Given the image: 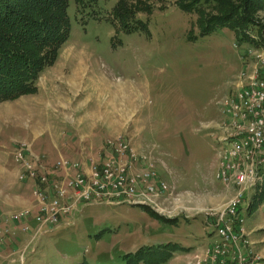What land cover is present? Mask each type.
Here are the masks:
<instances>
[{
	"label": "rangeland",
	"instance_id": "1",
	"mask_svg": "<svg viewBox=\"0 0 264 264\" xmlns=\"http://www.w3.org/2000/svg\"><path fill=\"white\" fill-rule=\"evenodd\" d=\"M185 1L124 0L117 6L119 0H68L69 39L39 74L36 93L0 102V196L17 204L18 191L32 203L0 209V226L10 225V233L26 234L21 230L28 226L32 234L48 224L32 185L20 182L14 156L21 147L52 178L59 174L57 161L79 163L89 174L115 159L132 164L128 180L140 182L151 165L166 187L156 193L152 186L147 204H80L73 225L31 235L29 250V238L22 242L16 264L21 257L23 264H126L125 256L166 244L179 250L165 264L208 259L205 253L194 257L217 239L207 226L237 195L232 181L217 178L215 147L219 137L238 130L226 100L263 69L264 8L252 16L259 26L245 29L253 42L241 43L228 28L201 36L204 20L219 8L201 1L183 12L177 4ZM122 7L124 17L116 11ZM248 49L257 52L246 56ZM118 143L126 156L117 154ZM68 173L65 180L75 172ZM68 205L60 197V206ZM259 210L264 212V186L245 215L251 249L246 225ZM21 213L27 216L19 220Z\"/></svg>",
	"mask_w": 264,
	"mask_h": 264
},
{
	"label": "built area",
	"instance_id": "2",
	"mask_svg": "<svg viewBox=\"0 0 264 264\" xmlns=\"http://www.w3.org/2000/svg\"><path fill=\"white\" fill-rule=\"evenodd\" d=\"M252 52L257 50L248 49L245 55H251ZM246 71L241 76H245ZM257 75L256 80H251L226 100L232 108V126L237 122L238 130L233 132L232 129L217 140V178L222 182L232 181L237 188V195L228 208L207 226L217 239L209 242L200 254L194 256L205 253L208 259L204 264H263L253 253L244 229L245 215L253 199L263 192L264 186V66ZM117 146L120 147L116 148L117 154L126 156L125 145L118 143ZM14 158L22 169L20 182L32 185L33 195L41 203V211L44 213L42 218L48 223L44 225L46 229L43 231L42 227L35 229L31 234L33 238L37 234H48L63 226L73 225L76 214L82 210L80 204L101 201L106 204H147V195L155 194L152 186L157 190L156 193L166 190L151 165L147 173L142 174L141 181L136 182L135 179L126 178L132 167L128 162L107 159L87 174L79 163L57 161L54 167L59 174L52 178L46 166L40 165L28 149H17ZM70 169L75 173L70 175L69 180H65V177H69ZM60 197L68 199L69 205L61 207ZM26 214L21 213L18 219ZM62 217H67V221L63 222ZM41 220L37 218L38 222ZM21 231L30 233L28 226ZM23 262L24 258L21 257L19 263Z\"/></svg>",
	"mask_w": 264,
	"mask_h": 264
},
{
	"label": "trees",
	"instance_id": "3",
	"mask_svg": "<svg viewBox=\"0 0 264 264\" xmlns=\"http://www.w3.org/2000/svg\"><path fill=\"white\" fill-rule=\"evenodd\" d=\"M201 1L219 8L217 15L204 20L201 36L228 28L238 32L241 43L253 42L245 29L259 26L252 16L264 8V0H187L177 5L191 12ZM67 9L68 0H0V102L36 93L39 74L55 62L69 39ZM120 10L116 9L124 17L125 10ZM175 250H179L175 244L142 248L125 260L126 264H165Z\"/></svg>",
	"mask_w": 264,
	"mask_h": 264
},
{
	"label": "crops",
	"instance_id": "4",
	"mask_svg": "<svg viewBox=\"0 0 264 264\" xmlns=\"http://www.w3.org/2000/svg\"><path fill=\"white\" fill-rule=\"evenodd\" d=\"M96 138L98 139V136H95L94 141H96ZM27 189H29L28 185L25 186L23 192L26 193ZM17 194H18L17 199H19V202H17V204L15 203L9 204L8 201H5L4 199H2L3 197L0 196V209L4 212L5 211L10 212L15 209L19 210L21 208H27L32 204L31 200L25 199V196L26 198L28 196L27 193L26 195H23L22 193L19 196V193L17 191ZM5 218L7 220V217ZM248 220L250 221L247 222L246 225L247 227L246 226L245 227L247 232L250 233L251 240L254 242V244H252V250L253 252L261 255L264 258V232L263 233L259 232L260 231L259 229L264 227V212L262 210H259L258 212L256 211ZM10 232H11L10 225L6 226V224H4V226H0V237H4L6 240L1 247L3 249H0V264H16L17 254H15V251L22 245V242L27 240V238H29V240L28 242L26 241L27 244L25 248H28L29 250V248L33 246L32 241H30L31 238L30 233L22 234L18 230H14L13 233ZM263 264H264V259H263Z\"/></svg>",
	"mask_w": 264,
	"mask_h": 264
}]
</instances>
